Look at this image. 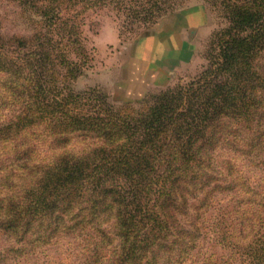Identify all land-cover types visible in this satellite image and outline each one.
Segmentation results:
<instances>
[{"label":"trees","instance_id":"obj_1","mask_svg":"<svg viewBox=\"0 0 264 264\" xmlns=\"http://www.w3.org/2000/svg\"><path fill=\"white\" fill-rule=\"evenodd\" d=\"M6 1L26 28H0V235L20 243L12 251L74 237L89 247L82 264H183L216 191L241 186L259 200L239 206L264 208L216 159L227 149L264 164V0H205L227 21L207 67L139 107L74 89L92 60L82 13L113 6L130 38L183 1ZM245 221L242 256L264 264V234Z\"/></svg>","mask_w":264,"mask_h":264},{"label":"rangeland","instance_id":"obj_2","mask_svg":"<svg viewBox=\"0 0 264 264\" xmlns=\"http://www.w3.org/2000/svg\"><path fill=\"white\" fill-rule=\"evenodd\" d=\"M181 1L183 4L178 10L130 38L120 37L122 21L113 6L90 7L82 13V42L92 60L85 74L73 83L74 89L99 88L111 103L121 105L130 102L139 107L151 95L188 83L198 76L208 65L206 56L213 34L225 27L227 21L219 9L205 0ZM193 7H201L204 15L203 24L186 34L193 46L188 49L172 48L169 52L166 44L162 46L157 40L158 26L170 15ZM19 12L16 4L0 0V28L7 35L26 31ZM161 49L167 52H161L160 56ZM262 58L261 62H264V53ZM216 159L221 170L226 160L231 161L240 184L254 193L264 194V164L261 160H253L227 149L217 151ZM227 181L231 182L232 178ZM255 194L249 195L241 186L234 190L216 191L208 205L200 210L199 227L202 234L196 248L183 264H205L207 261L215 264H248L242 256L247 251L244 250L246 238L239 239L237 229L242 221L248 219V223L250 220L255 222L253 229L264 234V208L245 204L239 206V203H243L246 196L259 200ZM202 197L198 200L199 204ZM238 239L242 248H233L230 242L235 244ZM13 247L20 249L21 245L13 238L0 235V264H82L85 254L89 255L87 242L74 237H61L52 244L39 246L33 243L28 248L23 247L22 251H18L20 253L12 251Z\"/></svg>","mask_w":264,"mask_h":264},{"label":"crops","instance_id":"obj_3","mask_svg":"<svg viewBox=\"0 0 264 264\" xmlns=\"http://www.w3.org/2000/svg\"><path fill=\"white\" fill-rule=\"evenodd\" d=\"M203 17V9L201 7L189 8L182 12L170 15L158 26L157 30L159 33V39L157 38V40L162 44V46L164 45L163 43H165L166 46H164L168 48L169 52L174 48L185 47L188 49L193 45L188 41L186 34L191 31L192 28L201 26L204 22ZM165 51H162L161 49L160 56L161 52L165 53Z\"/></svg>","mask_w":264,"mask_h":264}]
</instances>
